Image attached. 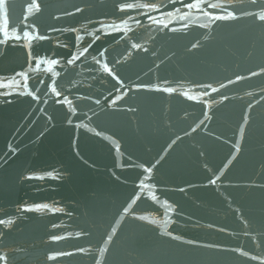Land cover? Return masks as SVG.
Here are the masks:
<instances>
[{
	"label": "water",
	"instance_id": "water-1",
	"mask_svg": "<svg viewBox=\"0 0 264 264\" xmlns=\"http://www.w3.org/2000/svg\"><path fill=\"white\" fill-rule=\"evenodd\" d=\"M31 3L0 9V264H264V0Z\"/></svg>",
	"mask_w": 264,
	"mask_h": 264
},
{
	"label": "snow or ice",
	"instance_id": "snow-or-ice-1",
	"mask_svg": "<svg viewBox=\"0 0 264 264\" xmlns=\"http://www.w3.org/2000/svg\"><path fill=\"white\" fill-rule=\"evenodd\" d=\"M4 6H5V0H0V9H3ZM185 6L188 7V8H197V9H201L200 4L188 3V4H186ZM134 7H136V5L133 4V3H124V4H122V5L120 6V10H121V11H126V10H128V9H133ZM207 7L212 8V7H215V5L209 3V4L207 5ZM32 8H36V9L38 10L39 5L36 3V0H32V3H31L30 6H29V10H31ZM144 8L146 9V11L143 12V13H140V14H142V15H147V16H148V19H150V20H154V18H153L152 16L148 15V13L151 12V11H156V10H157V7L154 6V5H152L151 3H147V4L144 5ZM201 10H202V9H201ZM77 11H79V9H77ZM204 14H205V15H211L210 13H207V12H205ZM229 15H232V13H229ZM182 18H183V17H182ZM130 19H131V17H130ZM259 19H260V20H264V15L259 16ZM136 22L139 23V21H136ZM7 27H8V20H7V18L5 17V20H4V29H5V31L7 30ZM101 27L104 28V27H112V26H111V25H108V26L101 25ZM28 35H29L28 32H25V33H24V36H25V37H27ZM44 38H45V37H42V36L39 37V39H44ZM97 38H99V37H97ZM77 39H80V37H77ZM89 47H91V45H89ZM133 47H138V45H133ZM193 47H196V45H193ZM87 50H88V49L85 48L84 51L80 53V55H81V56L84 55V53L87 52ZM101 55H103V54L101 53ZM78 58H79V57L74 56L72 59H70V60L68 61V63L71 64V63H73V61H74L75 59H78ZM40 63H41V61H39V60L36 61V67H37V68H39ZM51 63H52V64H56L57 61L52 60ZM104 71H105V72H108L110 75L112 74L111 69H109L107 65H104ZM255 74H256V73H253L252 75H255ZM114 78H116V77L114 76ZM116 79H118V78H116ZM240 79H242V77H239V76L236 77V80H237V81H239ZM118 82H119V81H118ZM233 82H234V81H229V83H233ZM206 87H210V86H206ZM221 87H224V85H221ZM53 91H55V89H53ZM167 91L171 92L172 89H167ZM212 91H217V89L213 88ZM56 94L59 95V93H56ZM205 94L207 95V93H205ZM113 103H115V101H113ZM145 171L150 173V172L152 171V169H151V168H146ZM209 182L212 183V184H214L216 181H215V180H210ZM141 183H143V181H141ZM139 198H140V196H139V194H137L136 197H135V199L132 200V204H134V203L136 202V200H138ZM44 207H47V205H45ZM130 207H131V204L129 205V207L124 208V212L127 213V212L129 211V208H130ZM2 223H4V221H0V224H2ZM54 239H58V238H54ZM108 239L110 240V239H111V236H109ZM81 251H82V250H81ZM101 251H104V249H101ZM64 254H66V253H61V255H64ZM244 254L247 255V253H244ZM50 258H52V257H50ZM5 259H6V258H5L4 256H0V262H3ZM97 264H100V262L97 261Z\"/></svg>",
	"mask_w": 264,
	"mask_h": 264
}]
</instances>
